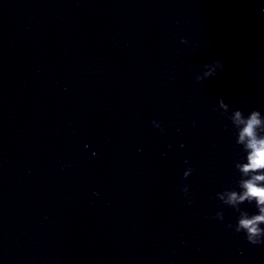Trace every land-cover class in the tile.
Returning a JSON list of instances; mask_svg holds the SVG:
<instances>
[{
    "label": "water",
    "instance_id": "95a60500",
    "mask_svg": "<svg viewBox=\"0 0 264 264\" xmlns=\"http://www.w3.org/2000/svg\"><path fill=\"white\" fill-rule=\"evenodd\" d=\"M234 109L264 113V0H0V264H264Z\"/></svg>",
    "mask_w": 264,
    "mask_h": 264
},
{
    "label": "clouds",
    "instance_id": "9594fccd",
    "mask_svg": "<svg viewBox=\"0 0 264 264\" xmlns=\"http://www.w3.org/2000/svg\"><path fill=\"white\" fill-rule=\"evenodd\" d=\"M218 70L224 71L221 60L205 63L201 74L195 78L197 81L207 80L216 76ZM220 101L221 107H226L223 98ZM228 120L234 133V142L242 155L234 164L239 173L238 191H227L223 202L237 210L247 202L255 206L256 212L249 214L247 211H240L235 224L229 223L227 227L237 234L243 233L252 245L264 244V113L252 110L245 115L240 109H234L228 115ZM152 124L161 131L164 130L157 121L153 120ZM192 172L193 169L188 167L183 172V178L187 179ZM181 191L188 198L187 184L181 186ZM213 219L222 220V214L216 212Z\"/></svg>",
    "mask_w": 264,
    "mask_h": 264
}]
</instances>
